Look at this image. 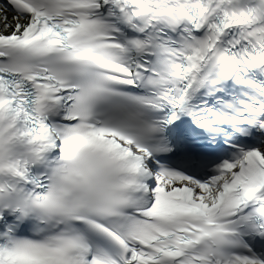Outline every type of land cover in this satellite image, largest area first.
I'll use <instances>...</instances> for the list:
<instances>
[{
	"label": "snow or ice",
	"instance_id": "6c2138e0",
	"mask_svg": "<svg viewBox=\"0 0 264 264\" xmlns=\"http://www.w3.org/2000/svg\"><path fill=\"white\" fill-rule=\"evenodd\" d=\"M0 264H264V0H0Z\"/></svg>",
	"mask_w": 264,
	"mask_h": 264
}]
</instances>
